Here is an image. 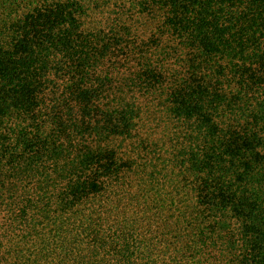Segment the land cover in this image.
<instances>
[{
	"label": "trees",
	"instance_id": "trees-1",
	"mask_svg": "<svg viewBox=\"0 0 264 264\" xmlns=\"http://www.w3.org/2000/svg\"><path fill=\"white\" fill-rule=\"evenodd\" d=\"M93 3L0 0V211L18 209L0 215V264L41 251L64 264H264V0H119L128 23L92 26ZM148 21L159 38L138 36ZM60 82L51 117L42 94ZM161 121L168 134L152 139ZM117 139L141 153L123 157ZM132 190L178 249L157 254L119 220L136 211Z\"/></svg>",
	"mask_w": 264,
	"mask_h": 264
},
{
	"label": "rangeland",
	"instance_id": "rangeland-1",
	"mask_svg": "<svg viewBox=\"0 0 264 264\" xmlns=\"http://www.w3.org/2000/svg\"><path fill=\"white\" fill-rule=\"evenodd\" d=\"M97 1V4L93 3L89 6V9H88V14H89V22L91 23V25L93 26L94 23H100V24H103L102 22L105 20V19H109L110 21L114 20V19H121V20H125L124 22L128 23L127 22V19L126 17L127 16H120V11L116 12V9L113 8V6H116L118 3H119V0H106L107 2H109V7L107 8H101V4H99L102 0H96ZM105 1V0H103ZM122 1V0H121ZM24 6V5H23ZM23 6H21L19 8V14L21 15V13H24L26 10H24ZM103 14H99V13H102ZM114 12V14H112ZM133 17L132 18H135L136 16V13H132ZM130 15V16H132ZM131 18V19H132ZM103 20V21H102ZM1 22V21H0ZM105 23H108V22H105ZM156 23V22H155ZM104 26V25H103ZM156 26H154V22H150L148 21L147 23H144V25L141 26V28H138L139 30V33H138V36L140 37H144V38H148V39H152V37H156V38H159V36H157V34L160 33V30L156 28ZM166 37L165 36H162L161 37V40H159V44L158 45H163V43L165 42ZM150 45H149V49L151 51L155 50L158 48L157 44L155 41H150ZM157 52V51H156ZM158 55H159V52H157ZM171 59L174 60L175 59V56H171ZM168 65L172 66V67H176L178 64L177 62L176 63H168ZM64 86H65V83H62L60 82V87L58 89L57 92L53 91V92H50L49 90H47L45 93L43 92L42 95H44V100H43V104H45L46 106H43L42 109H43V113L44 114H47L49 116H53L54 113H52V111L55 110L54 107H57V103L58 102H54V97H56V95L58 93H60L61 91L64 90ZM51 111V113L49 112ZM65 119V118H64ZM27 123H29V121H27ZM53 123H56V121H53ZM61 124H66L67 121L65 120H61L60 121ZM153 125H157V126H154L155 130L151 131V133H149V131H147L149 134H151V138L152 139H155L157 140L158 138L156 137L157 135L158 136H162V135H165L167 132L165 131V129H170V122L169 121H161V122H158V123H155V122H152ZM20 125L19 122H15V125ZM13 121H10L8 124H6V128L3 130L4 134L6 135H10L8 133V129L13 127ZM146 125V124H145ZM22 126H25L26 128V122H24V124ZM54 128H57V125L56 124H52L50 126V130L54 129ZM12 131L14 128H11ZM146 129L148 130L149 128L147 127L146 125ZM145 134V133H144ZM168 134V133H167ZM11 135H15V132ZM139 139H124V140H121V139H117L114 141V144H117L120 145L122 144V148H119V153L120 155H122L123 157H126V158H136L137 155L139 153H141L139 150H138V143H139ZM163 141V139H162ZM161 144V143H160ZM137 162L138 163H141V158H137ZM134 176V179H133V185L139 183V182H143V178L145 177V175L143 174H139V173H134V174H131ZM36 181L38 179H35ZM136 196V200H137V208H136V211L135 213L133 214H130L128 216H126L124 213H120V210L118 209V212L120 213L119 214V220H124L122 219L121 217L127 219V220H124L125 222L124 223H127V224H132L134 225V227L136 228V238L138 240H141V241H145L147 243H149V246L153 249L157 248V254L161 251V252H164V246L167 247L169 245H172L173 244V247L175 249H178L180 244L178 243V241L176 242L174 240V237H168V235L170 236L171 235V232L168 231V229L165 227V224L163 222V224L161 225V216L159 215H156L154 213H150L149 211V205H146L144 204V199L139 197L140 194L137 193V191L135 190H132ZM120 195V200H122L124 197L121 194ZM9 212V214H7L6 211H0V215H1V218H4V219H7L11 216H14L16 214H18V209H15L12 211L10 210H7ZM143 211H146L147 213L144 214L142 213ZM33 212L31 210H29V214H32ZM115 216L117 217V215L115 214ZM142 221V223H139V221ZM138 221V222H137ZM71 227H68V230L70 229ZM38 229H41V230H46L47 232H50V234H53V226L52 225H47V224H44L43 227H40L38 226ZM72 232H75V233H79V230H75V229H72L71 230ZM100 238H103L102 236V233H100ZM61 237V236H60ZM60 237H57V239H55V242L53 243V247H55V249H59V250H63L62 247H58V245L56 244V241L60 239ZM80 239V238H77V240ZM158 243H162L164 244L163 246H160ZM43 249L44 246H42ZM41 248V249H42ZM162 254V253H161ZM32 258H35L36 260V264L37 262H45V263H48V264H57V263H61V264H64L63 260L61 259V262H60V257H57V258H53V257H50V256H47L46 255V252L43 253V251L41 252H33L32 255H31ZM33 260V259H32ZM39 260V261H37ZM179 262V261H178ZM180 264V263H179Z\"/></svg>",
	"mask_w": 264,
	"mask_h": 264
}]
</instances>
